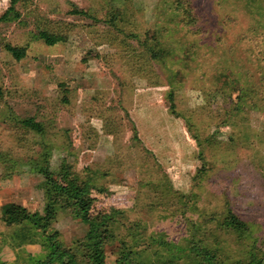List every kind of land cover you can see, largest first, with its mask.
<instances>
[{
	"label": "rangeland",
	"instance_id": "374dc122",
	"mask_svg": "<svg viewBox=\"0 0 264 264\" xmlns=\"http://www.w3.org/2000/svg\"><path fill=\"white\" fill-rule=\"evenodd\" d=\"M191 2L187 24L172 0H0V204L52 205L65 245L84 234L31 160L46 143L53 174L63 159L94 173L96 206L123 211L118 238L145 264L171 253L193 264L172 245L191 235L217 247L218 264H264V0ZM39 30L64 39L46 44ZM221 71L239 79L231 98ZM247 85L257 91L238 100ZM228 208L243 233L218 228ZM9 239L0 236V264H23ZM119 247L105 245L106 264Z\"/></svg>",
	"mask_w": 264,
	"mask_h": 264
},
{
	"label": "trees",
	"instance_id": "16d2710c",
	"mask_svg": "<svg viewBox=\"0 0 264 264\" xmlns=\"http://www.w3.org/2000/svg\"><path fill=\"white\" fill-rule=\"evenodd\" d=\"M16 1L10 0L9 8H12ZM191 1L172 0L174 8L179 9V14L181 12L183 15L181 20L187 24H192L195 17ZM70 12L85 14V11L78 9H72ZM37 36L42 38L46 44H54L64 39L62 35L48 30H39ZM6 46L13 57L23 56L22 48L11 47L8 44ZM217 79L220 82L218 88L231 98V91L239 84V79L230 77L222 71L218 74ZM256 91L255 86H244L240 89L238 100H242ZM170 95L172 96V93ZM19 122L26 129L41 136L44 135L45 125L42 122L31 117L19 119ZM132 136L136 141L139 140L135 127H133ZM49 158L50 149L44 143L43 150L31 160L35 163L36 169L45 176L46 183L55 197L61 201V207L66 208L71 216L85 224V232L81 237L75 238L71 243L65 245L60 239V231L52 226V217L55 211L52 205H46L41 213L37 210L29 211L25 205L13 201L0 204V222L4 228H9L5 230L8 235L4 233L3 237V233L0 231V236L3 240L10 238L13 245L20 248L23 253V264H106L105 245L114 240L120 243L114 264H145V259H141L142 256L144 257L143 251L128 247L123 238H118L117 231L120 228V223L115 216L123 211L116 207L108 210L105 207L98 208L96 206L98 197L96 192L99 189L91 183L94 173L86 171L84 174H79L71 164L63 159L62 166L55 175L49 168ZM217 226L220 231L226 234L243 233L245 230L243 221L229 208L220 217ZM192 236L189 237L185 246L173 243L176 252L185 251L191 256L193 264H218L215 260L219 256L217 247L198 243L192 239ZM26 243H37L46 253L41 257L38 253L28 251L25 247ZM174 257L175 253L165 254L161 255L157 261L158 264H174ZM254 264H259V261Z\"/></svg>",
	"mask_w": 264,
	"mask_h": 264
}]
</instances>
